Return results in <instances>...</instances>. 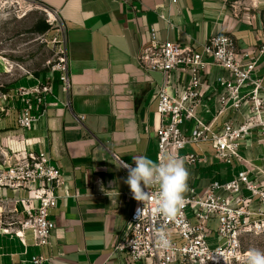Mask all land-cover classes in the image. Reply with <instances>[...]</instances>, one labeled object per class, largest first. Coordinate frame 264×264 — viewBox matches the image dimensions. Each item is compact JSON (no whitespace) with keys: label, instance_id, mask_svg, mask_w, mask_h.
I'll return each mask as SVG.
<instances>
[{"label":"crops","instance_id":"crops-1","mask_svg":"<svg viewBox=\"0 0 264 264\" xmlns=\"http://www.w3.org/2000/svg\"><path fill=\"white\" fill-rule=\"evenodd\" d=\"M33 1L56 13L71 91L65 106V96L55 81L45 100V116L29 130L16 126L20 100L0 98V149L14 160L27 153H45L60 168L64 185L56 191L57 204L49 212L54 229L48 247L35 246L31 231L20 237L2 232L10 222L11 229L18 231L20 204L13 216L4 208L9 209V201L22 199L25 193L0 189V264H32L34 256L45 258L43 264H145L130 263L113 250L133 208L125 198L130 188L124 183L127 173L122 164L135 167L136 155L156 161L159 117L153 95L162 76L139 69L140 48L150 31L159 42L188 44L197 50L211 36L224 35L238 50L253 52L241 60L245 64L256 57L264 32V0H177L174 5L167 0L127 5L117 0ZM206 71L209 88L197 116L213 129L227 119L241 121L246 104L238 115L216 117L219 91L215 79L223 73L213 66ZM184 77L180 69L169 80L180 87ZM252 77L264 85V56L257 60ZM247 91L246 87L240 93ZM187 154L205 157L206 162L195 167L185 163L188 185L198 194L212 182L230 181L238 172H246L264 188V139L256 134L239 143L241 161L231 165L215 161L209 147L187 146L178 155ZM210 241L215 244V238Z\"/></svg>","mask_w":264,"mask_h":264},{"label":"built area","instance_id":"built-area-1","mask_svg":"<svg viewBox=\"0 0 264 264\" xmlns=\"http://www.w3.org/2000/svg\"><path fill=\"white\" fill-rule=\"evenodd\" d=\"M6 1L11 5L39 6L33 0ZM117 1L125 5L140 2ZM167 1L170 5L177 2ZM49 13L56 17L54 11ZM254 54L256 57L253 60L243 64L241 60L253 55V52L238 50L230 37L211 36L197 50L188 44L159 42L155 33L150 31L136 61L143 72L162 76V82L153 95L159 117L156 161L169 154L179 157V152L185 147L193 146L209 147L215 161L231 165L241 161V141L254 134L264 139V85L261 80L252 77L257 60L264 56V32ZM209 66L223 73L215 79V88L219 91L216 117L226 113L238 115L240 108L246 104L247 113L242 115L241 121L227 119L213 129L211 123L197 116L204 93L209 88L206 81ZM180 69L184 70L185 77L180 87H174L169 77ZM30 78L34 85L21 86L1 96L3 101L20 100L16 126L22 130L31 129L45 116V100L51 94L55 81L65 96L67 106L71 83L65 49L60 41L49 77L44 81ZM246 87L248 91L242 95L240 92ZM183 159L190 167L206 162L205 157L196 154H187ZM124 169L128 175V170ZM63 185L60 168L45 153H27L14 160L0 149V189L25 193L24 198L16 197L9 201V209L4 208L7 214L13 216L18 213L16 205L20 204L22 221L18 231L11 229L13 222H10L5 223L2 232L20 237L24 231H31L35 246L48 247L54 229L49 212L56 207V191ZM144 190L148 191L147 188ZM219 193L226 194V197ZM184 196V205L175 219L170 220L150 211L155 207L153 196L151 202H146L149 211L138 221L135 219L136 209L144 205L134 200L129 191L125 198L133 203V208L125 233L115 244L114 252L124 254L130 263L246 264V254L240 251L239 246L244 237L264 234V188L256 185L246 172H238L224 184L212 182L201 194L190 186ZM252 203L256 204V208L251 209ZM161 232L171 241L168 249H162L157 243ZM212 237L215 244L210 241ZM45 261L42 256L31 259L32 264H43Z\"/></svg>","mask_w":264,"mask_h":264},{"label":"rangeland","instance_id":"rangeland-1","mask_svg":"<svg viewBox=\"0 0 264 264\" xmlns=\"http://www.w3.org/2000/svg\"><path fill=\"white\" fill-rule=\"evenodd\" d=\"M59 41L60 25L49 11L0 0V98L18 87H30V76L49 77ZM239 247L246 257L251 249L264 251V234L244 237Z\"/></svg>","mask_w":264,"mask_h":264},{"label":"clouds","instance_id":"clouds-1","mask_svg":"<svg viewBox=\"0 0 264 264\" xmlns=\"http://www.w3.org/2000/svg\"><path fill=\"white\" fill-rule=\"evenodd\" d=\"M135 167L123 164L128 170L124 180L132 193V198L143 202V207H137L135 219L140 221L149 211L146 202H151L154 196L155 207L150 211L167 219H175L184 205V194L189 190L190 173L185 167V160L169 154L159 161L143 155L133 156ZM147 188L146 192L144 189ZM151 190H155L154 192ZM101 191H104L101 186ZM157 243L162 249L171 247V241L163 232L158 234ZM246 264H264V251L251 249L247 253Z\"/></svg>","mask_w":264,"mask_h":264}]
</instances>
